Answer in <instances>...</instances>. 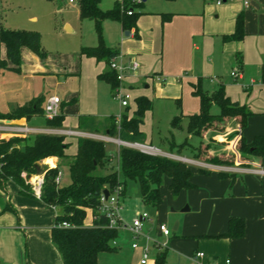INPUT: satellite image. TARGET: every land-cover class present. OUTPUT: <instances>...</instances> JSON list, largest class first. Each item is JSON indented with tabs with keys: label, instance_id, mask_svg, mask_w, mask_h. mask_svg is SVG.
<instances>
[{
	"label": "crops",
	"instance_id": "obj_1",
	"mask_svg": "<svg viewBox=\"0 0 264 264\" xmlns=\"http://www.w3.org/2000/svg\"><path fill=\"white\" fill-rule=\"evenodd\" d=\"M170 1V5L159 10L150 5L144 6L139 1L137 5L141 7L137 12L135 27L130 30L120 28L117 44L110 47L117 49L118 54L125 59L135 58L139 63L136 71H126L122 82L124 90L131 97L128 106L119 104L124 109L119 114V122L123 116H132L137 96L148 98L152 106L145 112L139 135L135 137L152 145L151 129L144 128V122L147 113L153 108L154 96L171 101L180 109L178 114H173V118L182 117V128L183 118L187 120L188 115L200 110L199 98L192 94L197 84L208 93L222 84L226 96L233 102L246 105L252 114L247 117L242 129L235 118H229L221 123V130L207 129L202 137L196 138V143L192 142L195 138L187 132L184 137L194 146H198L199 141L210 143L209 154L233 156L232 164H212L201 159L197 161L188 151L178 154L175 148L172 150V142L179 144L173 138L161 139V147L165 149L162 152L185 158L189 161L187 164L194 165L191 167L190 180L195 188L182 189L178 197L181 198V204L187 201V211L193 212L188 219H193L195 224H187L185 220L181 225L176 223V230L181 227L184 234L182 238L169 242L185 254L184 257L190 262V255L202 249L205 261L218 260V256H223L230 259V264H264V174L251 171L264 169V156L251 155L246 159L237 156V143L242 138L250 143L254 136L264 135V82L260 75L264 64V0H249L247 6L243 0H227L221 4H216L214 0ZM237 17L243 20V37L224 40L225 35L235 31ZM31 19L35 20L36 17L32 16ZM85 20L94 24L92 20ZM63 28L67 32L72 31L68 23H64ZM1 46L3 55L0 61L6 59L4 45L0 43ZM92 46L95 45L81 47ZM80 49L73 56L56 52L47 53L41 58L22 46L20 72L4 70L20 77L21 83L15 85L14 93L22 92L26 80L39 78L45 81V85L42 86L43 90L30 89L24 98L15 100L9 109L0 108V111H10L35 97H40L39 105L43 111L47 97L57 95L61 103L59 113L63 115L60 126H49L43 114L10 121L52 131L72 130L79 133L65 135V142L68 143L66 153L69 155L76 152L77 141L81 137L103 141L108 156L103 172H109L112 171L108 168L113 156L117 157L119 147L117 145L114 152H108L107 143L113 145L115 142L103 140L105 137L117 138L109 129L117 125L118 115L112 116L106 106V97L113 94V89L106 80L99 78V75L109 70V66L104 59L81 55ZM234 72L235 76L232 74ZM51 84L54 92L45 94ZM34 138L23 140L21 144L32 143ZM235 153L237 155H233ZM65 163L61 158L47 157L38 165L42 169L57 166L62 171L63 181L66 180L67 171ZM198 168L207 169L209 173H200ZM219 172L232 176L219 177ZM166 183L168 186L167 177ZM55 214V208L47 206L30 190L23 193L13 180L0 179V264H63L61 254L51 238ZM121 215L125 220L122 211ZM230 217L244 218V235L235 239L218 238L226 231ZM145 220L151 221L153 218L149 215ZM92 221V212L87 210L84 224L89 226ZM123 231L127 230H117L118 237ZM117 238L113 243L115 248ZM163 251H166V259L168 247L163 246L159 250L156 246L151 264H155L157 255Z\"/></svg>",
	"mask_w": 264,
	"mask_h": 264
},
{
	"label": "trees",
	"instance_id": "obj_2",
	"mask_svg": "<svg viewBox=\"0 0 264 264\" xmlns=\"http://www.w3.org/2000/svg\"><path fill=\"white\" fill-rule=\"evenodd\" d=\"M101 0H76L79 9V19H89L94 22L98 36V43L92 47H81L80 54L94 57L97 60H109L118 55L115 48L106 46L101 36L102 22L105 19L117 21L125 30L135 27L138 13L133 7L136 0H126L120 5L116 0L110 10H102L99 6ZM130 11V14L128 12ZM243 37V20L237 17L235 31L225 35L224 40L241 39ZM0 43L4 45L6 59L0 61V68L20 72V48L26 46L37 56L43 58L46 51L41 47L40 37L37 31L25 29H6L0 26ZM8 60L11 66L7 65ZM261 81L264 82V64L261 66ZM100 79L106 80L111 89L118 85L115 72L109 69L99 75ZM192 94L199 98L200 110L198 113L187 116L186 132L193 138L202 137L207 129L221 130V123L229 118H235L242 129L251 111L246 105L233 102L225 94L221 84L211 93L202 90L200 84L194 87ZM40 97L33 98L29 103L17 106L10 111H0V121L25 118L39 115L41 107ZM136 108L130 118L123 116L119 131L131 136L139 135V126L143 121L144 114L152 106L151 101L145 96L135 98ZM216 104L218 113H211L210 108ZM61 107V103H60ZM43 114V111H42ZM180 116H175L171 121L172 128H180ZM62 114H58L51 120H46L51 127L61 125ZM111 134L117 133V125L109 129ZM20 137H8L0 139V179L13 180L27 193L30 185L22 173L35 174L34 166L47 157H58L67 164V183L57 185L55 177L59 168L45 167L43 169V184L40 199L50 207H54L56 214L54 226L51 231L52 242L61 254L63 264H99L98 256L103 252L116 251L113 242L118 237L117 230L106 226L104 215L97 212L99 197L104 189L121 186V194L124 191L126 179L136 181L140 186L141 201L155 209L162 203L160 187L164 177L169 178V190L177 196L182 189H192L191 167L180 160L162 155L147 153L127 146H119L117 157L120 162L119 171L103 172L107 153L104 142L97 139L81 137L77 141V150L73 155L66 153L68 143L65 136L59 134H38L32 143L25 142ZM210 143L203 144L199 141L198 146L192 145L187 138L170 148L178 154L188 151L194 158L208 160L215 164H232L233 157L209 156ZM237 149L241 158L246 159L251 155L264 156V135H256L250 143L242 138L237 143ZM203 174L209 170L198 168ZM119 174L123 179H120ZM219 177H228L232 174L219 172ZM87 210L94 216L92 224L87 226L84 220ZM68 223V227L61 226ZM245 232V221L242 217H230L227 229L217 237L228 239L241 238ZM166 251L159 252L155 264H163Z\"/></svg>",
	"mask_w": 264,
	"mask_h": 264
},
{
	"label": "rangeland",
	"instance_id": "obj_3",
	"mask_svg": "<svg viewBox=\"0 0 264 264\" xmlns=\"http://www.w3.org/2000/svg\"><path fill=\"white\" fill-rule=\"evenodd\" d=\"M116 0H101L100 8L102 10H110L113 8L114 2ZM120 5L126 2V0H117ZM144 6H152L157 10L170 5L169 0H137ZM141 6H134L133 9L138 12ZM79 9L74 0L70 3L69 0H0V26L6 29H33L39 33L41 47L46 51V53L55 54H67L68 56L77 55L78 50L82 45L98 43V36L95 26L92 22L88 20H80L78 15ZM35 16L36 19L32 20L31 17ZM68 23L72 28L71 32H67L63 28V24ZM122 28L121 24L117 21L105 19L102 22L101 36L103 42L108 47H113L118 42V34ZM3 55V47H0V57ZM20 77L13 72H4L0 68V108L5 110L13 106L14 101L17 99L24 98L27 92L33 90H43L42 86L45 85V81L39 78L36 80H26L23 90L20 93H14L15 85L20 84ZM23 85V83H22ZM47 85V84H46ZM105 85V84H104ZM189 84H187L188 86ZM51 87V88H50ZM49 91H45V94L53 93L54 86L51 84ZM47 88V89H48ZM59 95L61 93L56 90ZM106 106L110 109V114L112 116H117L123 112L119 105V102L113 97L111 93L106 97ZM153 108L146 115L145 126L146 129H151L152 137L151 144L159 148L161 151L165 150L161 147V139L173 138L175 142L180 143L186 135V118L182 120V128H172L171 120L173 114H178L180 109L171 101L158 98L154 96ZM177 108V111H176ZM211 113H218L219 108L216 104H213L210 108ZM42 114V110L39 112ZM39 114V115H40ZM148 127V128H147ZM171 130V131H170ZM117 138L126 140L129 142H139L137 137L126 136L122 130L119 131L117 128ZM127 138V139H126ZM198 140L192 139L193 143ZM113 148V149H112ZM117 148V144L113 145L107 143V150L113 152ZM119 148V147H118ZM173 150V149H172ZM188 156V153H185ZM233 155H237L236 153ZM212 158L215 157H230L224 153L218 155H211ZM240 156V155H237ZM233 157V156H231ZM241 157V156H240ZM201 159V158H200ZM196 158L195 160H200ZM202 160V159H201ZM207 163H212L206 160ZM39 164V162H38ZM215 164V163H212ZM190 167H194L191 163L188 164ZM112 171H119L120 162L118 158L114 155L108 168ZM120 179L122 175L119 174ZM68 178L63 180L62 183H67ZM160 192L162 196V203L155 209L149 205L144 204L141 201L140 186L139 184L132 180L126 179L124 185V191L118 196V202L121 206L122 214L124 213V222H130L133 218L139 214L146 212L149 214L153 220L142 221L140 236L134 237L131 233L123 231L117 238V251L114 252H103L98 256L99 264H137L140 258L141 251L143 247L149 249L150 260L154 259V253L156 251V246L160 250L163 246L168 247V253L163 264H191L187 260L180 250H178L169 240L182 238V228L179 227L174 230L176 223L183 224H195L192 220L188 219L191 217L192 211H182V209L188 205L187 201L181 204V198L174 196L169 190L166 177L163 178L162 185L160 187ZM164 223L170 232V236H163L159 233L156 227L159 224ZM157 225V226H156ZM132 243L137 244L136 249H131ZM202 251V249H199ZM225 257L218 256L216 260L218 263L223 262Z\"/></svg>",
	"mask_w": 264,
	"mask_h": 264
},
{
	"label": "built area",
	"instance_id": "obj_4",
	"mask_svg": "<svg viewBox=\"0 0 264 264\" xmlns=\"http://www.w3.org/2000/svg\"><path fill=\"white\" fill-rule=\"evenodd\" d=\"M137 1V0H136ZM216 4H221L227 0H214ZM70 3H73L74 0H69ZM138 2V1H137ZM245 6L248 5L249 0H243ZM130 14V11L128 12ZM109 69L115 72L116 78L118 80V85L113 88V97L119 102V104L123 107L129 105L130 94L124 90L122 86V82L125 79L126 71L134 72L138 69L139 63L135 58H127L125 59L121 55H117L109 60L108 63ZM235 76V72L232 73ZM60 112V98L57 95H51L47 97L43 106V117L45 120H51L56 117ZM117 121V128H120V122ZM38 134H59V135H76L79 134L72 130H55L52 131L50 129L37 128L30 125H27L24 122H11L10 120H2L0 121V139L8 138V137H20L24 140H30L36 137ZM103 140H110L115 142L118 146H127L131 148H135L147 153L162 155L172 159L180 160L185 163L189 162L185 158L178 157L175 155H170L168 153L162 152L155 146L146 143L139 142H129L126 140H122L120 138H108L105 137ZM257 174H264V169H252L251 170ZM26 173H22V176L27 178ZM31 177L28 179V183L30 185L31 192L40 198L41 195V187L43 184V174L35 175L30 174ZM62 171L58 170L57 175L55 177V183L59 186L62 183ZM122 187L115 186L113 188L108 189L109 194L107 197L101 193L99 197V204L97 206V212L101 215H104L106 219V226L115 230L126 229L129 231L134 237L140 235L142 221L149 218V214L143 212L136 216L129 223L124 222L121 215V206L118 202V196L121 194ZM54 208V207H52ZM94 218V216H93ZM61 226L68 227L69 224L64 222ZM158 230L161 234L167 236L169 235V230L165 226L164 223L158 225ZM115 244V242H113ZM131 246L133 248L137 247L136 243H132ZM205 254L202 251L196 250L190 255L191 264H218V262L214 260H204ZM224 264H230V259L225 258ZM137 264H151L149 258V249L145 246L142 248V253L140 255Z\"/></svg>",
	"mask_w": 264,
	"mask_h": 264
},
{
	"label": "water",
	"instance_id": "obj_5",
	"mask_svg": "<svg viewBox=\"0 0 264 264\" xmlns=\"http://www.w3.org/2000/svg\"><path fill=\"white\" fill-rule=\"evenodd\" d=\"M34 168H35V175H42L43 174V169L38 165V164H36L35 166H34ZM31 177V175H27V179H29ZM103 194L105 195V197H107L108 196V194H109V191H108V189H104L103 190ZM183 211H187L188 210V207L186 206V207H184V209H182ZM176 228H177V226L175 225L174 226V230H176Z\"/></svg>",
	"mask_w": 264,
	"mask_h": 264
}]
</instances>
